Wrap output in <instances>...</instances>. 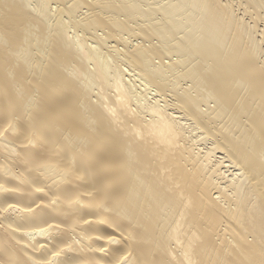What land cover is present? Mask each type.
Segmentation results:
<instances>
[{"label": "bare ground", "instance_id": "1", "mask_svg": "<svg viewBox=\"0 0 264 264\" xmlns=\"http://www.w3.org/2000/svg\"><path fill=\"white\" fill-rule=\"evenodd\" d=\"M0 264H264V0H0Z\"/></svg>", "mask_w": 264, "mask_h": 264}]
</instances>
